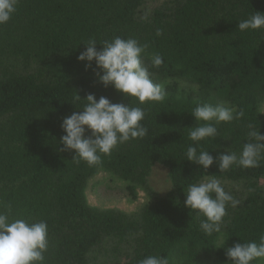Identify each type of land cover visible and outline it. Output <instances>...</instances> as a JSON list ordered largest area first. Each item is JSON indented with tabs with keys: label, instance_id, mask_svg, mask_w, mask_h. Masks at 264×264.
Segmentation results:
<instances>
[{
	"label": "trees",
	"instance_id": "1",
	"mask_svg": "<svg viewBox=\"0 0 264 264\" xmlns=\"http://www.w3.org/2000/svg\"><path fill=\"white\" fill-rule=\"evenodd\" d=\"M253 11L264 13V0H19L0 26V202L17 217L47 221L46 264H137L149 255L170 264H228L226 248L264 234V160L223 172L215 163L205 171L185 160L197 103L226 102L245 112L217 125L214 140L200 142L214 158L239 153L249 124L264 135V30H238ZM116 36L148 43L146 65L152 52L162 55V66L149 69L165 86L162 103L138 105L99 84L94 61L88 70L77 61L89 38L99 50ZM75 94L143 107L148 134L103 157L102 169L74 165L59 139L63 118L85 103H74ZM156 165L171 184L160 197L149 186ZM100 173L122 182L131 203L139 192L150 194L148 204L145 196L134 212L90 205L87 186ZM206 175L241 201L227 210L222 242L206 236L184 206L187 186Z\"/></svg>",
	"mask_w": 264,
	"mask_h": 264
},
{
	"label": "clouds",
	"instance_id": "2",
	"mask_svg": "<svg viewBox=\"0 0 264 264\" xmlns=\"http://www.w3.org/2000/svg\"><path fill=\"white\" fill-rule=\"evenodd\" d=\"M18 4L19 0H0V26L11 20ZM238 30H264V13L253 11L248 18L238 22ZM155 34L159 37L163 33L157 29ZM82 44L85 50L77 56V61L84 62L85 70L91 68L94 61L99 69L95 74L97 82L104 88L111 86L123 97L134 98L138 105L165 100L164 84L154 82L149 70L162 66L163 57L152 52L150 64L146 65L143 57L148 54V43L116 36L102 41L99 50L93 38ZM80 101L85 102L82 108L63 118L60 128L64 134L59 139L62 146L59 151L72 152L71 162L76 166L83 162L89 167L102 169L103 157H110L119 145L143 139L148 134L142 123L146 116L143 107L132 106L129 102L112 103L105 96L97 100L94 94H88L82 100L75 94L73 102ZM244 115L243 108L238 110L226 102L214 105L197 103L191 111L196 126L188 128L192 144L187 147L185 160L205 171L214 163L219 172L233 166L243 169L259 167L264 160V135L252 124L248 125V140L242 144L239 153L225 151L214 158L209 151L199 148L201 141L217 137V125L240 120ZM144 195L148 204L150 194ZM184 196V206L195 212L200 230L206 236L215 235L218 242L224 241L227 234L222 229L227 210L238 207L241 201L225 190L216 175H206L201 181L189 184ZM239 241L225 249L228 264H254L257 261L264 264V234L258 241ZM49 247L46 220L17 217L10 204L0 202V264H46L45 254ZM137 264H170V261L167 257L149 255L138 260Z\"/></svg>",
	"mask_w": 264,
	"mask_h": 264
},
{
	"label": "rangeland",
	"instance_id": "3",
	"mask_svg": "<svg viewBox=\"0 0 264 264\" xmlns=\"http://www.w3.org/2000/svg\"><path fill=\"white\" fill-rule=\"evenodd\" d=\"M152 3V1L148 3L149 8L153 6ZM262 110L264 112V107ZM123 186L122 182L112 179L108 174L100 173L87 186L88 203L104 209L114 208L125 212H134L146 201L144 192H139L138 201L131 203L123 197L119 190ZM149 186L159 197L166 194L171 187L167 170L158 165L154 166L149 178Z\"/></svg>",
	"mask_w": 264,
	"mask_h": 264
}]
</instances>
